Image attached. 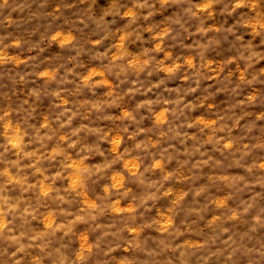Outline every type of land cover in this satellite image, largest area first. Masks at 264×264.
<instances>
[{
  "label": "clouds",
  "instance_id": "1",
  "mask_svg": "<svg viewBox=\"0 0 264 264\" xmlns=\"http://www.w3.org/2000/svg\"><path fill=\"white\" fill-rule=\"evenodd\" d=\"M0 264H264V0H0Z\"/></svg>",
  "mask_w": 264,
  "mask_h": 264
}]
</instances>
